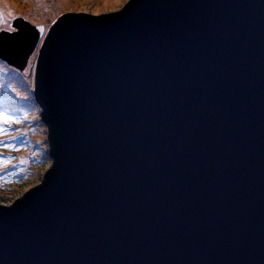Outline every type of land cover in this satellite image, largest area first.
<instances>
[{
	"label": "water",
	"instance_id": "water-1",
	"mask_svg": "<svg viewBox=\"0 0 264 264\" xmlns=\"http://www.w3.org/2000/svg\"><path fill=\"white\" fill-rule=\"evenodd\" d=\"M129 3L0 30L52 160L0 264H264V0Z\"/></svg>",
	"mask_w": 264,
	"mask_h": 264
},
{
	"label": "rangeland",
	"instance_id": "rangeland-1",
	"mask_svg": "<svg viewBox=\"0 0 264 264\" xmlns=\"http://www.w3.org/2000/svg\"><path fill=\"white\" fill-rule=\"evenodd\" d=\"M124 4L125 0H0V30H13L11 26L13 21L18 17H24L35 25H43L46 31L47 28L64 13L79 12L77 11L78 9H86L88 14L95 15L94 13L97 11L101 13L117 11V9H120L121 5ZM5 10H7V12H5ZM37 49L31 55L23 72L0 59V85H2V87H0V108L15 112V109L21 106L20 102L25 100L23 97H27V107L32 111L27 116L29 121L23 120L14 127V130H11V132H13V136L24 133L23 138L28 142L31 140V142L36 143V145H43L47 148L49 157L46 141L47 131L46 128L42 126L41 119L36 121L40 115V108L33 98V74ZM15 82L18 84L14 86ZM24 87H26V89H24ZM12 89H15V91H12ZM6 97L10 99L5 100ZM35 104L38 108L34 110L33 107ZM32 122H34L33 126L29 127V124ZM31 155L32 153L23 150L16 156H7L12 157V159L11 163L8 165L10 169L4 173L18 172L27 167ZM51 162L52 160L50 159V161L44 164L45 170L50 166ZM5 166L6 165L0 166V178L4 175L2 172ZM45 170L43 168L40 169L37 174L35 172L36 177L34 175L33 180L30 182L31 184H25L19 188L15 187L12 191L0 193V203H10L15 200V196H22L26 190L33 187L32 185H36L40 182H38V180H41Z\"/></svg>",
	"mask_w": 264,
	"mask_h": 264
},
{
	"label": "trees",
	"instance_id": "trees-1",
	"mask_svg": "<svg viewBox=\"0 0 264 264\" xmlns=\"http://www.w3.org/2000/svg\"><path fill=\"white\" fill-rule=\"evenodd\" d=\"M23 72V71H22ZM15 77V76H12ZM18 84L17 82L14 83V86ZM30 85V84H29ZM25 86V85H24ZM24 89H26V87H24ZM10 98H5V100H8ZM36 102V101H35ZM20 105L18 108L15 109V112H11L8 109H5V111L9 112V114H13V115H17L20 117H23L25 114H27V116L32 112L31 109L29 107H27V100H23L20 102ZM36 108H38V106L35 104L33 109L35 110ZM39 119H41V116H38V119L36 121H38ZM23 121V120H22ZM27 121H29L27 119ZM34 122L29 124V127L33 126ZM18 124H13L11 125V129H13L14 127H16ZM41 125V124H39ZM42 126L45 127V125H43L42 122ZM28 128V127H26ZM46 128V127H45ZM14 137L13 136V132H11V130L4 136H0V139L3 140H8L9 138ZM21 139L24 141V145L21 147L19 145V143L17 144V147H19V151H13L11 149H0V153H2L4 155V157L7 158V156H16L18 153H20L21 151L25 150L28 153H32V155L30 156L29 159V165L23 169H21L20 171L16 172H11V173H4L7 170L10 169V167H8L9 164H7L4 167L3 170V174L2 178H0V193L6 191H12L16 188L22 187L25 184H29L32 180L33 177L40 171V169L45 170V163L47 161H50L48 154H47V148H45L43 145H36V143L31 142V140H29V142L21 137ZM1 169V168H0ZM36 177V175H35ZM40 180H38L39 182ZM31 184V183H30ZM33 184V183H32ZM35 185V184H34ZM32 185V186H34Z\"/></svg>",
	"mask_w": 264,
	"mask_h": 264
},
{
	"label": "snow or ice",
	"instance_id": "snow-or-ice-1",
	"mask_svg": "<svg viewBox=\"0 0 264 264\" xmlns=\"http://www.w3.org/2000/svg\"><path fill=\"white\" fill-rule=\"evenodd\" d=\"M129 0H125V4L121 5L120 9H117L118 12H120L121 15H123V12L127 10V7H130ZM77 11L83 12L85 14L87 13L86 9H78ZM97 16H104L107 17L108 13H101L97 11L94 13ZM41 32H43V28L40 29ZM41 45L43 44V41L40 42ZM2 87V85H0ZM12 91H15V89H12ZM24 99H27V97H23ZM22 120H27V114H25L23 117L9 114V112L5 111L3 108H0V136L6 135L11 129V125L13 124H20ZM24 136V133H19V135L9 138L8 140L0 139V149H11L13 151H19V147H17V144L22 147L24 145V141L21 139V137ZM12 157H4L2 153H0V166L7 165L11 163ZM12 211V208L9 206H4V208H0V213H4L5 215L8 213V211Z\"/></svg>",
	"mask_w": 264,
	"mask_h": 264
},
{
	"label": "bare ground",
	"instance_id": "bare-ground-1",
	"mask_svg": "<svg viewBox=\"0 0 264 264\" xmlns=\"http://www.w3.org/2000/svg\"><path fill=\"white\" fill-rule=\"evenodd\" d=\"M5 12H7V10H5Z\"/></svg>",
	"mask_w": 264,
	"mask_h": 264
}]
</instances>
